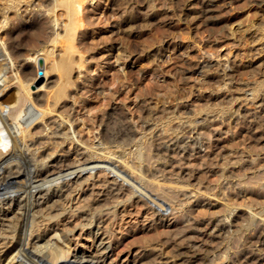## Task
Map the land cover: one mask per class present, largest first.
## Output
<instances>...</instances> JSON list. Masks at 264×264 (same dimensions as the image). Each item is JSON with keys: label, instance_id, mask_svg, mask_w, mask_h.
<instances>
[{"label": "rangeland", "instance_id": "rangeland-1", "mask_svg": "<svg viewBox=\"0 0 264 264\" xmlns=\"http://www.w3.org/2000/svg\"><path fill=\"white\" fill-rule=\"evenodd\" d=\"M205 3L206 0H97L95 25L81 28L88 33V42L81 49L83 55L77 52L75 57L86 61L87 70L78 69L74 74L79 86L74 94L80 103L71 115L74 121L71 132L75 130L76 138L90 149L78 147L71 139L58 144L61 139H49L42 123L37 122L31 136L35 146L50 142L49 148L40 149V155L57 152L48 159L50 167L33 183L42 189L34 194L33 205L29 210L14 206L15 211L8 214L5 225L18 223L20 214H25L23 223L29 225L27 241L38 233L58 230L71 246V261L78 256L98 255L104 250L99 249L101 242L113 247V259H108L107 264H257L259 256L264 258V251L255 250L257 222L249 213L260 211L264 217V133L247 131L255 123L250 116L261 109L264 94L253 101L254 93L245 95L243 90L236 89L237 85H231L234 91L219 89L222 78L217 59L209 67L215 70L210 69L209 75L207 68L204 71L197 66L207 51L219 54L222 61L232 51L230 59L238 68L254 67L234 79L239 80L240 88H254L263 81L264 5L257 6L256 0L224 2L211 14L205 12ZM124 17L133 18V25H122ZM61 51L59 46L55 53L63 54ZM32 66L34 63L28 61L24 69ZM80 70L82 77H78ZM45 81L42 88L33 92L40 96L41 108L60 81V74L52 72ZM223 107L243 113L247 122L243 117L237 125L227 114L224 121L220 116ZM72 108L68 101L61 115ZM206 110L218 119L208 122L211 128L203 129L205 134H201L205 138L210 136L208 139L215 144L214 153L209 152L208 144H197L199 140L195 138L199 134L188 128L193 116L194 120L201 119L208 115ZM49 118L56 119L57 114ZM103 128H110L115 140L103 141ZM127 138L134 140L129 145L117 142ZM182 140L190 147V155L191 147L199 151L202 148L201 154L189 158L188 152L173 151L172 142ZM118 144L122 147L116 148ZM99 148L121 154L123 163L110 164L95 153ZM219 150L224 157L218 156ZM78 165L80 169L86 168L79 178L75 176ZM177 166L184 170L182 174ZM199 191L208 195L207 201L215 199V206L202 203L192 207V197ZM232 207V211L228 209ZM229 212L235 214L231 216ZM176 215L179 222L169 229L165 223H173ZM224 216L233 222L223 232L226 235L221 233L220 237L202 240L200 231ZM12 236L10 233L0 241V250L6 243L11 245Z\"/></svg>", "mask_w": 264, "mask_h": 264}, {"label": "bare ground", "instance_id": "bare-ground-1", "mask_svg": "<svg viewBox=\"0 0 264 264\" xmlns=\"http://www.w3.org/2000/svg\"><path fill=\"white\" fill-rule=\"evenodd\" d=\"M233 1L238 2L241 0H206L207 3H205L206 4L205 12L212 14L216 12L217 9L224 2L232 3ZM262 1L264 0H256L257 6L258 4H260L262 8L264 5V2L262 3ZM97 5H98L97 0H0V241L3 239H6L5 236H8L10 233L13 234L11 245H8V243H6L7 247L5 245V247H3L0 250V264H107V260L113 257L112 245L110 243L107 245L104 242H101L99 249L100 251L102 249L104 250L98 255L95 253L94 254L92 253L82 258L78 256L75 258L74 261H71V258H70L71 246H69L68 242L66 241L65 236H63V234H61L58 230L53 229L47 234L38 233L36 234V236H34V238L31 241L30 240L27 241L25 238L27 236V228L29 227V225H26L25 223H23L25 214H22V213L20 214L18 223L13 221L12 225L7 226L5 225V222H4L7 220L8 214L15 211L13 208L14 206L23 207V210H29V208L33 205L32 201L35 200V196H36L34 194L35 193L39 194V191L42 190V189L36 188V186H33V183L34 182L37 183L38 178H40L41 174H43V170H47L50 167V162H48V159L51 158L57 152V151H54L46 155H40V149H45V147L49 148L48 144L50 142H48L46 146L45 145L42 147L35 146L36 141L33 140L31 136L33 135L32 131L35 129V127H37V126H34L37 122L42 123L43 125L42 128L44 131H47L46 134L47 136H49V139L57 138V139H61L62 141L60 143L56 141H52V143L63 144L64 141L71 139L78 144V147L80 146L82 149H85V150L90 149L89 147H86L84 143L81 142L80 139L76 138L75 130L73 131V133L71 132L72 129H74V121L72 120L71 115H72L74 108L77 106L78 103H80V101H77L78 99L76 98L74 94L75 93L74 91H77V89H79L78 83L76 79H74V74L78 69L82 70L84 68V70H87L86 61L82 58L79 60H76V57H75L77 52L83 55V51H81V49L88 42V38H87L88 33L86 32L84 33L83 30H81V28L86 27V26L95 25L96 18H95L94 13L97 10L96 9ZM260 5H259V8H260ZM202 11H203V8H202ZM188 15L186 16L189 17ZM208 16H207V19H208ZM166 17H168V15H166ZM131 23H133V18L131 17H124V19L122 20V25L124 26H127ZM249 24L250 22L248 23V25ZM247 28L251 30L250 27H247ZM258 28H260L259 25H258ZM230 29L232 30V28ZM246 30L248 31V29ZM263 32L264 31H262V33ZM57 46L58 47L60 46L62 48L61 52H63V54H61L60 52L55 53V51L58 49ZM231 54H232V51H229L226 54V58H224V60L222 61L221 58H219V54H216L213 51H210V52L207 51L206 55L201 57L202 61H200V63H198L197 66H199V68H202V69L207 68V71L204 69L203 70L206 71V74L209 75V70L211 69V68L209 69V67L212 65L213 61L217 59L216 61L218 65L217 66L218 72L221 71L219 75L222 78L221 79L222 83L220 82L221 84L220 86H218V88L221 89L223 87L227 91H234V90H231L230 87L232 84L234 86L237 85L236 89L243 90V93H245V95L248 94L247 92L254 93L252 96V100L254 101L260 95L262 96V93L264 94V80L261 82L259 81V83L257 82L258 84L257 86H254V88H248V89L240 88L242 86H238L239 84L237 83L239 82V80L234 81V79L236 77L241 76V75L237 76L239 73H242V72L245 73V72H248V70L249 71L254 70V67L252 65H248L245 67L238 68L235 65L236 63L234 64L232 59H230ZM183 55L184 54H182V56ZM7 57L9 59V62L7 61ZM28 61H31L32 63H34L35 66L29 67L28 69L25 70L24 67L28 66ZM81 70H80V73H78V77H82ZM52 72H58L60 74V81L56 83L55 88L49 93L46 106L44 108H41V105L43 104L42 100L39 95H34L33 92L37 91V89H40L45 85V82H46L45 80L47 76ZM90 73L91 72L88 71L89 75ZM89 77H90V80L93 79V76H89ZM248 86L250 85L247 84V87ZM250 87H253V85ZM252 93L250 94L252 95ZM206 97L208 98V96ZM210 97L211 96H209V98ZM200 99L202 100L204 99V97ZM246 99L247 98L245 97V100ZM218 100H220V98ZM260 100L261 101L263 100L262 101L263 104L261 105L259 104L261 109L258 111V113H254L252 116H250V117H253V120L251 122L254 121L255 123L252 128L246 125L245 127H248L247 131L248 130L250 131V129L252 130L255 129L256 131L259 130L257 131L259 133L260 132L264 133V114H263L264 99L261 98ZM68 101L72 103L73 108L66 115H61L62 109L67 106ZM232 106L230 105L231 108ZM212 109H215V108H212ZM222 109L223 110L221 111L220 116H222V119L224 121H225L224 117L229 115L230 117H232V119L237 125L240 124V122H242L241 119H243L244 117L242 115L243 113L242 114L236 113L235 110L234 111H232V109L229 110L230 108L224 109L223 107ZM219 110H220V107H219ZM204 111L205 110H203V112ZM207 111L208 110H206V114L208 113ZM53 113L57 114L56 119L49 118L50 115H52ZM187 113H189V111ZM209 113L205 117H201V119H196V120H194L196 117L193 116L194 119L192 121L190 120L191 122L189 123L188 128L191 127L192 131L196 132V134L197 133L199 134L197 135V137L194 136L196 137L195 140H199V142L197 141V144L198 143L200 145L208 144V147L210 148L209 152L211 153L213 152V147L215 144L213 145V143H211L212 141L209 140L211 139L209 138L210 136L208 137L209 138L208 139V138H205L206 137L205 135H201V134H205L204 132H202L204 131L203 129L211 128L208 125V122H215L218 120L217 117L210 115ZM217 113L219 114V112ZM211 117H215V118H211ZM245 119L246 118L244 117L243 120ZM223 120L222 122H224ZM246 122L247 121L245 120V123ZM140 124H142V122ZM185 124L184 126L187 125ZM241 126L242 125H240V127ZM181 127L183 128L182 125ZM218 128L219 127L215 129H218ZM171 137L172 135L170 136V138ZM101 138H104L103 141L104 140L108 141L109 139L110 140L113 139L111 129L103 128V133H101ZM133 140L134 139L129 140L127 138V139L117 140V142L120 145H125V144L129 145L130 143L133 142ZM163 140L166 141L165 139ZM182 142L184 143V140L173 141L172 145L175 148H173L172 150L175 152L177 150L179 154L180 152L181 153L188 152L189 158H192V156L194 155L196 156L198 154H201L202 148L199 151L197 148L191 147L192 152L190 155V151L188 150V148L190 147L186 145V143L183 144ZM119 144L118 146H116V148L122 147ZM223 145H226V144H223ZM221 147L220 149H222ZM128 148H129L128 149L129 154H131L133 146L128 147ZM102 149L103 148H99L98 150H95V153L99 155L100 157L101 156L104 157L106 160L110 162V164L114 165L116 163H123L124 156H122L121 154L120 155L117 154V152L112 149H110L108 152L106 151L103 152V150L105 149L103 150ZM221 151L219 150L217 152V154H219L218 156L222 154ZM81 154L85 156V153H81ZM159 155L162 156V153H160ZM167 156H169V153ZM210 161H212V159ZM85 169L86 168L80 169L79 165L75 167V170H77V172L75 173V176H77L78 178L81 177L82 174L80 172ZM183 171H181V169L179 168L178 172L182 174ZM168 172H170V170ZM221 174L223 176L224 173L221 172ZM145 176H146V173H145ZM163 176L164 175H162V177ZM146 180L149 181L148 178ZM198 189L200 188H197V190ZM199 193H201V191L193 195L192 200H191V202H193L192 207L195 208L202 203L208 204L210 206H215L213 205L215 203L213 202L215 201V199L213 200L209 198V201H207L206 200L207 194L204 196L203 195L204 192L202 193V195ZM48 194H49L48 198H50V196L52 195V192ZM190 194L192 196V194L194 193H190ZM228 209H231L232 211L233 207L228 208ZM234 210H237L236 206L234 207ZM259 212H256V211L254 212L252 210L249 213L252 216V218L257 222L256 228L254 230V240L256 239L254 242L255 244H257V247L255 250H258L259 252L262 253V251H264V217H262ZM229 213L231 214V216L232 214H235L234 212L233 213L229 212ZM34 214H32V216H34ZM173 219H174L173 223H170L168 225L167 223H165V226H168V228L174 227L179 222L178 221L179 215L174 216ZM92 223L93 221L91 222V224ZM209 225L210 226L207 227L206 230L200 231V234L202 235L201 236L202 240H204L205 237H207V240L209 237H212V236L220 237L221 233L225 232L226 228H228L229 226L230 227L233 226V222L230 221L229 217L224 216V218L218 220L217 223L215 224L212 223ZM181 229H185V227ZM199 246H203V243L198 245V247ZM255 258L257 261V257ZM263 260L264 258H262V256L261 257L259 256L257 264H264V262H262Z\"/></svg>", "mask_w": 264, "mask_h": 264}]
</instances>
